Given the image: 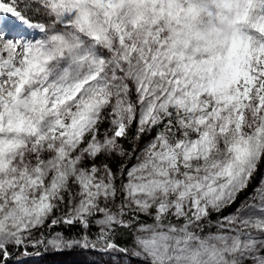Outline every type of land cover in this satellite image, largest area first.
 I'll return each mask as SVG.
<instances>
[{
  "label": "snow or ice",
  "instance_id": "obj_1",
  "mask_svg": "<svg viewBox=\"0 0 264 264\" xmlns=\"http://www.w3.org/2000/svg\"><path fill=\"white\" fill-rule=\"evenodd\" d=\"M262 170L264 0H0V264H264Z\"/></svg>",
  "mask_w": 264,
  "mask_h": 264
},
{
  "label": "rangeland",
  "instance_id": "obj_2",
  "mask_svg": "<svg viewBox=\"0 0 264 264\" xmlns=\"http://www.w3.org/2000/svg\"><path fill=\"white\" fill-rule=\"evenodd\" d=\"M264 176V170L257 176V181ZM26 264H130L129 258L123 255H108L94 251L70 250L62 253L42 252L41 255H33L24 258ZM135 264V259H132Z\"/></svg>",
  "mask_w": 264,
  "mask_h": 264
},
{
  "label": "trees",
  "instance_id": "obj_3",
  "mask_svg": "<svg viewBox=\"0 0 264 264\" xmlns=\"http://www.w3.org/2000/svg\"><path fill=\"white\" fill-rule=\"evenodd\" d=\"M56 231H63L64 234L69 237L78 234V229H69L67 227L64 228L57 227ZM119 243L121 244L130 243V240H119ZM79 250L80 249H75V251H79ZM30 251H32V249H30Z\"/></svg>",
  "mask_w": 264,
  "mask_h": 264
}]
</instances>
